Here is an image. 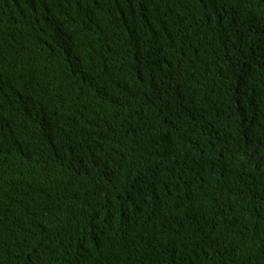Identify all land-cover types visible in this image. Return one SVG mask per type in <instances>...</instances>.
Here are the masks:
<instances>
[{"label":"trees","instance_id":"16d2710c","mask_svg":"<svg viewBox=\"0 0 264 264\" xmlns=\"http://www.w3.org/2000/svg\"><path fill=\"white\" fill-rule=\"evenodd\" d=\"M0 264H264V0H0Z\"/></svg>","mask_w":264,"mask_h":264},{"label":"bare ground","instance_id":"6f19581e","mask_svg":"<svg viewBox=\"0 0 264 264\" xmlns=\"http://www.w3.org/2000/svg\"><path fill=\"white\" fill-rule=\"evenodd\" d=\"M3 53V52H2ZM33 59V58H32ZM12 60V59H11ZM30 62V61H29ZM12 65V64H11ZM28 73V72H27Z\"/></svg>","mask_w":264,"mask_h":264}]
</instances>
